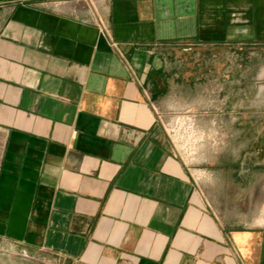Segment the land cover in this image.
<instances>
[{
  "label": "crops",
  "instance_id": "crops-1",
  "mask_svg": "<svg viewBox=\"0 0 264 264\" xmlns=\"http://www.w3.org/2000/svg\"><path fill=\"white\" fill-rule=\"evenodd\" d=\"M254 58L264 0H0V264H264V225L217 216L163 124L191 83L264 98ZM254 108L230 170L264 185Z\"/></svg>",
  "mask_w": 264,
  "mask_h": 264
},
{
  "label": "rangeland",
  "instance_id": "rangeland-1",
  "mask_svg": "<svg viewBox=\"0 0 264 264\" xmlns=\"http://www.w3.org/2000/svg\"><path fill=\"white\" fill-rule=\"evenodd\" d=\"M240 53L238 52L237 58L245 59V56ZM216 56L218 57V55ZM229 56H233V53L228 51L221 53V57ZM191 57L193 59L198 57L212 59L213 54L211 52L195 51ZM254 59L251 63L247 62L249 63L247 66L244 65V61H238V64L240 63V66L237 67L238 70L241 73H246L248 68H251L254 72H258V69L262 66L261 64H264V58ZM196 69L197 67L194 66V71H192L195 76ZM204 69H210L211 71L213 66H205ZM205 74L208 75H206L208 79L212 80V72L206 71ZM195 84L197 85V83ZM259 85L264 86V83H259ZM212 89V81L204 84L200 83L197 86H193V83H191L188 91L184 93V99L187 101L188 106L181 112L168 115L166 119H163V124L174 143L178 157L190 169L199 189L216 215L224 222L236 225L245 222L255 223L258 218L264 216V212H262L264 211V185H261L260 173H258V177L253 179V184L247 182L246 186L244 179L235 178L231 173L230 169L233 164L229 162V155L234 149H236L237 154L244 153L246 148L245 135L249 131L243 127V122L248 121L251 116V114H244V111L250 104L258 107L254 110H259L261 105H264V98H243L244 91L239 92L237 96L238 113H236L233 112L232 106L229 107L228 97H225L222 92L219 101L218 98H213ZM213 100H218V102L213 104ZM231 104H233L232 100ZM213 108L222 112L225 111V113L203 112V110L207 111ZM252 115L254 122L260 121L261 114L259 112ZM234 121L238 122L236 127L231 126ZM191 128L192 130H190ZM188 130L189 132H187ZM193 133L195 134L194 137H197L196 140H194V137L192 140L191 135ZM218 147L222 148V152L216 156L214 153ZM200 172L206 178L197 180L196 174Z\"/></svg>",
  "mask_w": 264,
  "mask_h": 264
},
{
  "label": "bare ground",
  "instance_id": "bare-ground-1",
  "mask_svg": "<svg viewBox=\"0 0 264 264\" xmlns=\"http://www.w3.org/2000/svg\"><path fill=\"white\" fill-rule=\"evenodd\" d=\"M175 120H176V119H175ZM182 120H183V119H182ZM189 121H190V120H189ZM172 122H173V121H172ZM191 122H192V121H191ZM194 123H195V122H194ZM172 124H173V123H172ZM181 124H182V123H181ZM191 124H192V123H191ZM192 125L195 126V124H192ZM188 126H189V125H188ZM189 127H190V126H189ZM193 128H194V127H193ZM190 130H192V128H191ZM195 130H196V128H195ZM172 131H173V130H172ZM196 131H197V130H196ZM187 132H189V130H188ZM197 132H198V131H197ZM187 134H189V133H187ZM198 134H200V133H198ZM194 135H195L194 133L191 135L192 140H193ZM191 137H190V138H191ZM198 138H200V137H198ZM196 139H197V137H196V138L194 137V140H196ZM202 139H203V137H202ZM192 140H190V141H192ZM184 141H186V140H184ZM190 141H189V142H190ZM196 142H198V141H196ZM184 143H185V142H184ZM199 143H200V142H199ZM203 143H204V141H203ZM192 144H193V142H192ZM187 145H188V144H187ZM190 145H191V143H190ZM193 145H194V144H193ZM195 146H196V145H195ZM182 149H183V148H182ZM191 149H192V148H191ZM197 149H198V148H197ZM184 150H185V149H184ZM194 150H195V149H194ZM187 153H188V152H187ZM206 158H207V157H206ZM187 161H188V160H187ZM197 176H198V175H197ZM197 176H196V177H197ZM205 176H206V175H205ZM201 178H202V177H201ZM203 178H204V177H203ZM199 179H200V178H199ZM197 180H198V179H197ZM262 212H264V211H262ZM256 222H257L258 225H264V216L258 218Z\"/></svg>",
  "mask_w": 264,
  "mask_h": 264
},
{
  "label": "built area",
  "instance_id": "built-area-1",
  "mask_svg": "<svg viewBox=\"0 0 264 264\" xmlns=\"http://www.w3.org/2000/svg\"><path fill=\"white\" fill-rule=\"evenodd\" d=\"M169 126V125H168ZM165 127V126H164ZM165 130H166V128H165ZM166 132H167V130H166ZM168 133V132H167Z\"/></svg>",
  "mask_w": 264,
  "mask_h": 264
}]
</instances>
